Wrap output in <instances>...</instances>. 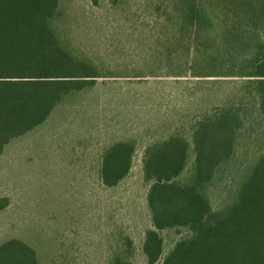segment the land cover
<instances>
[{
	"label": "trees",
	"instance_id": "16d2710c",
	"mask_svg": "<svg viewBox=\"0 0 264 264\" xmlns=\"http://www.w3.org/2000/svg\"><path fill=\"white\" fill-rule=\"evenodd\" d=\"M176 2L192 63L172 74L243 77L245 92L188 115L146 147L151 227L143 251L150 263L264 264V144L250 145L252 157L239 162L243 133L254 132L246 124L264 122V0ZM62 18L61 0H0V155L67 99L113 74L70 45ZM136 150L134 138L104 150V185L117 186L129 175ZM227 176L215 206L212 192ZM164 230L179 235L167 251ZM124 241L126 248L118 247L107 264H135L133 240ZM0 264L40 261L32 245L11 238L0 244Z\"/></svg>",
	"mask_w": 264,
	"mask_h": 264
},
{
	"label": "rangeland",
	"instance_id": "374dc122",
	"mask_svg": "<svg viewBox=\"0 0 264 264\" xmlns=\"http://www.w3.org/2000/svg\"><path fill=\"white\" fill-rule=\"evenodd\" d=\"M176 3L61 0L60 24L70 45L113 74L67 99L0 155V244L24 239L40 264H107L118 247L126 248L128 236L135 264H163L150 263L143 251L151 227L145 149L188 115L245 92L243 77L172 74L192 63ZM152 66L160 70L151 74ZM251 125L252 135L243 133L239 162L250 159V145L264 144V122L249 121L247 129ZM130 138L137 141L131 171L108 187L100 173L104 150ZM227 179L212 192L215 206ZM162 234L167 251L179 235Z\"/></svg>",
	"mask_w": 264,
	"mask_h": 264
}]
</instances>
